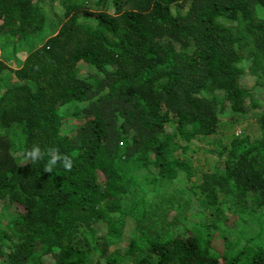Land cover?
Wrapping results in <instances>:
<instances>
[{
  "label": "trees",
  "instance_id": "trees-1",
  "mask_svg": "<svg viewBox=\"0 0 264 264\" xmlns=\"http://www.w3.org/2000/svg\"><path fill=\"white\" fill-rule=\"evenodd\" d=\"M59 2L32 46L39 0H0L27 46L0 57V264H264V110L238 66L264 69V0ZM225 105L261 110L259 135H223Z\"/></svg>",
  "mask_w": 264,
  "mask_h": 264
},
{
  "label": "rangeland",
  "instance_id": "rangeland-1",
  "mask_svg": "<svg viewBox=\"0 0 264 264\" xmlns=\"http://www.w3.org/2000/svg\"><path fill=\"white\" fill-rule=\"evenodd\" d=\"M39 5L41 7L42 12L46 17V26L41 31V33L37 36L33 37L32 46L38 45L42 41H44L48 36H50L54 29H56V25L58 23V19L62 13V7L59 0H39ZM184 11V9H183ZM31 45V42H30ZM3 47V50L1 49ZM27 46L22 44H17L16 47L12 45L11 41H6L4 36H0V57L5 55L6 58L9 60L7 64L10 68H15L18 61L25 56L27 50ZM5 52V53H4ZM14 53L15 56H14ZM241 73L239 81L240 83L250 89L251 93L253 94L254 98L259 101L258 106H260L264 110V69H252L249 64V60L245 59L238 64ZM221 93H218V97ZM248 99L246 100V104H248ZM66 106L63 107V109ZM259 109L257 110H246L244 112H234L229 105H225L222 108L217 110V115L223 121H227L230 125L227 128V131L221 128L223 135H230V134H240L241 132H245L247 135L250 136L251 139L257 137L259 135V127H258V117L260 114ZM232 116V119L230 118ZM231 119V122H230ZM184 179V176H181L176 180L178 183L181 184V180ZM185 180V179H184ZM184 185V181H182ZM190 192H187L185 197H190ZM155 194H152L149 198H156ZM193 199V197H192ZM191 208H195L198 204V201L192 200ZM198 208V207H197ZM250 223V222H249ZM132 221L130 218L126 219L125 222V229H131ZM250 234L257 233L258 229L256 227L255 222H251L248 226ZM126 230V233H130L131 231ZM254 236V235H253ZM255 237V236H254ZM264 239V238H263ZM122 241L119 242L117 245L111 246L110 250L114 249V247L122 246Z\"/></svg>",
  "mask_w": 264,
  "mask_h": 264
},
{
  "label": "clouds",
  "instance_id": "clouds-1",
  "mask_svg": "<svg viewBox=\"0 0 264 264\" xmlns=\"http://www.w3.org/2000/svg\"><path fill=\"white\" fill-rule=\"evenodd\" d=\"M45 153L41 151L40 147L34 145L31 149L24 152V161H31L32 163H39L44 158ZM49 159L44 166L45 173H51L53 168L62 166L66 171H71L73 160L67 155H62L56 149L48 150Z\"/></svg>",
  "mask_w": 264,
  "mask_h": 264
}]
</instances>
